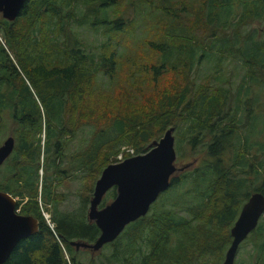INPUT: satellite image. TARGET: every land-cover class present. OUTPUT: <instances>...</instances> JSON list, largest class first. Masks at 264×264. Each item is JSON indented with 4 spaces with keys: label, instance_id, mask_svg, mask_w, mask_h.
<instances>
[{
    "label": "trees",
    "instance_id": "1",
    "mask_svg": "<svg viewBox=\"0 0 264 264\" xmlns=\"http://www.w3.org/2000/svg\"><path fill=\"white\" fill-rule=\"evenodd\" d=\"M231 8H240L237 26L264 18V0H25L15 19L0 16V133L11 122L15 137L0 165V189L19 196L20 213L38 218L37 230L2 264H219L240 204L252 191L264 192V142L254 137L264 116L251 88L264 82V38L248 42L249 33L236 32L243 43L235 45L223 22ZM229 55L245 66L236 85L223 76L226 85L214 91L205 83L194 90L187 84L202 60L215 56L220 74ZM168 72L183 83L153 109L151 99L136 101ZM175 117L207 156L172 175L150 210L108 242V254L100 248L97 261L76 257L69 241L94 240L98 226L87 212L51 214L48 223L39 199L54 209L60 183L74 173L99 175L116 161L121 144L134 147L133 154L146 151ZM83 130L87 136L69 152ZM182 184L183 195L194 198L189 206L188 196L176 194ZM115 194L110 187L99 206ZM245 241L247 264H264V213ZM196 246L216 258L195 259Z\"/></svg>",
    "mask_w": 264,
    "mask_h": 264
},
{
    "label": "water",
    "instance_id": "2",
    "mask_svg": "<svg viewBox=\"0 0 264 264\" xmlns=\"http://www.w3.org/2000/svg\"><path fill=\"white\" fill-rule=\"evenodd\" d=\"M24 2L0 0L2 17L15 19ZM173 130L174 126L167 127L158 139L149 143L146 151L128 155L102 168L94 182L87 210V218L96 223L99 234L92 241L72 239L69 241L72 246L98 251L105 243L114 240L129 222L147 213L151 203L169 186L170 176L176 170ZM13 145L12 135L0 144V163L12 151ZM112 186L116 187L114 198L99 206L103 195ZM263 213L264 192L252 191L230 227L232 240L221 264H234L239 243L256 227ZM37 228L38 218L33 214L20 213L16 198L0 189V264L8 258L20 239L34 233Z\"/></svg>",
    "mask_w": 264,
    "mask_h": 264
},
{
    "label": "rangeland",
    "instance_id": "3",
    "mask_svg": "<svg viewBox=\"0 0 264 264\" xmlns=\"http://www.w3.org/2000/svg\"><path fill=\"white\" fill-rule=\"evenodd\" d=\"M240 8L238 9L239 12ZM238 12H235L233 8L229 10V16L226 21V29L227 33L229 35H233L230 40L235 43V45H239L243 43V38L241 39L238 34L242 33H249L251 36L250 38L246 39L248 42H252L253 40H258V39H263L264 38V18L261 19H256L253 20L251 23L245 24L243 26H237L234 25L236 22V19L238 17ZM1 16V13H0ZM237 35V40H234V36ZM90 37V34H88ZM240 38V39H239ZM0 41L4 42L1 34H0ZM199 68L188 74V79H187V84L192 88V90L196 89L200 84H207L209 91H214L216 87L220 84L226 85L225 82H221V76L225 78H230L232 85H236L241 78H243V74L245 73V66L242 65L241 61L239 59L232 58V56L224 57L223 63L220 66L221 68V73L219 74V71L215 70V56H210L208 59L202 60L199 64ZM183 83V78L180 76H173L172 73L168 72L165 73L164 75H161L159 79L154 83L152 89L148 87L145 92L138 96L136 101L141 100L144 102L142 104H146L150 101V108L153 109L157 106L158 101L161 96L168 94V92L171 90L172 87L176 88L177 86L181 85ZM245 85H243L242 89L244 88ZM252 92L258 94V109L262 111L263 116H264V82L261 84L254 83L251 86ZM257 102V101H255ZM240 114V112H238ZM6 116V115H5ZM7 117V116H6ZM214 118H217L214 116ZM8 121V117L6 119ZM160 122V120H159ZM175 123V124H174ZM186 122H184L180 117H175L170 123L167 125H174V130H173V135H174V146L176 150V164L181 165L183 162L186 161H191L192 159L196 158V162L200 159H203L202 157H206L207 154L206 152L203 151V144L202 142L197 143L196 146H193L189 134H185L184 132V127H185ZM13 127V123L8 122V125L6 128L3 129V131L0 133V143L2 139L11 133V128ZM258 130H262L261 133H258V131L255 132V138L260 137L263 142H264V122L261 123L258 127ZM165 129L159 131L156 133L154 138H159ZM87 131L88 130H83L80 131L78 134H75V136L72 138L71 142L72 145L69 147V152H71L72 148L77 146L81 139L85 136H87ZM43 136V133L41 134ZM263 151H264V144H263ZM134 153V147L126 144H121L119 147V150L115 154L114 158L115 160H118L119 155L122 157L128 156ZM225 155L229 156V152L225 153ZM259 156H262L263 153L261 150L258 152ZM113 158V159H114ZM2 170V166H0V171ZM39 174L41 175L43 170L41 168L38 169ZM98 177V174L92 173V174H87L83 176V173H74L69 179H66L63 181V183H60L56 187L57 192H61V194L58 195L59 200L56 204V207L53 209V205L51 203H45L40 201L39 199V207L41 208V211L44 210L46 211L47 217L44 216L46 221H49L51 224L53 222L51 221V214L52 216H58L60 213L63 212H68L76 217L85 215V212L88 210L89 206V201L88 204L85 206L84 203L82 202V199L84 197V194L88 193L87 195L92 194L90 188L93 191V186L96 178ZM258 184L254 183L253 185ZM185 184H182L179 188V190L176 192L179 193V197H184L188 196L189 199L187 202L189 203L188 206L190 205L191 201L194 199L190 195H183V190H180L181 188H184ZM90 190V191H89ZM91 193V194H90ZM167 192L162 193V196L164 195V198H168ZM160 195V194H159ZM158 195V196H159ZM89 196V197H90ZM16 200L19 198V196H15ZM157 199V198H156ZM159 201V200H158ZM156 201V203L158 202ZM152 204V203H151ZM241 205V204H240ZM151 206V205H150ZM241 207V206H239ZM17 209H19L17 207ZM150 210V207H149ZM148 210V211H149ZM147 211V212H148ZM186 217H189L191 214L188 212V210H183L181 212ZM49 215V216H48ZM87 216V215H86ZM48 218L49 220H47ZM260 219V218H259ZM229 228V227H228ZM121 233V232H120ZM124 236V235H123ZM121 237V241L125 237ZM199 238L203 236L202 232L198 233ZM248 236V235H247ZM179 238V236H178ZM247 238V237H246ZM246 238L242 240L239 244V247L237 249L235 258H234V264H236L237 259L239 260L241 257L244 260V264L248 263L249 260V255L248 252L246 251L248 248V242H246ZM250 242V241H249ZM74 249V248H73ZM112 247L110 244L107 242L104 244L100 250H103L104 254H108L111 251ZM225 250L219 254H217V259L218 263L221 264L223 258H224V253ZM75 251V256L81 259L82 261H88L91 258L93 260L96 259L98 260V255L91 251L88 248H78L74 249ZM215 252L213 251L209 256L205 255V252H201L195 247V252H194V258L203 260L204 258H208V260H214L216 258ZM97 255V256H96ZM112 264V263H111Z\"/></svg>",
    "mask_w": 264,
    "mask_h": 264
},
{
    "label": "flooded vegetation",
    "instance_id": "4",
    "mask_svg": "<svg viewBox=\"0 0 264 264\" xmlns=\"http://www.w3.org/2000/svg\"><path fill=\"white\" fill-rule=\"evenodd\" d=\"M9 135H12L13 137H14V135L12 134V133H9L8 135H6L3 139H2V141H1V143L3 142V140L7 137V136H9ZM0 143V144H1ZM14 144H15V137H14ZM13 148H14V145H13ZM13 150V149H12ZM12 152V151H11ZM11 152L9 153V155L4 159V161L2 162V163H0V165H2L5 161H6V159L10 156V154H11ZM189 162V164H188V166H186V167H184L183 169H181L180 168V166H182L183 164H185V163H188ZM196 162V158H194V159H192L191 161H186V162H183L181 165H177L176 164V157H175V160H174V163H175V165H176V170L172 173V175H174L176 172H179V171H181V170H184L185 168H188V167H191L194 163ZM172 175L170 176V182H171V177H172ZM167 189V188H166ZM3 190V189H2ZM6 191V190H5ZM164 191V190H163ZM248 198V197H247ZM246 201V200H245ZM244 201V202H245ZM243 202V203H244ZM242 203V204H243ZM242 204H241V206H242ZM241 208V207H240ZM239 211H240V209H239ZM239 211H238V214H239ZM238 214L236 215V217H235V219L237 218V216H238ZM235 219H234V221H235ZM234 221H233V223H234ZM233 223H232V225H233ZM231 225V226H232ZM230 226V227H231ZM251 232V231H250ZM247 237V236H246ZM245 237V238H246ZM244 238V239H245ZM243 239V240H244ZM232 240V239H231ZM240 244V243H239ZM239 247V246H238ZM228 248V247H227ZM238 249V248H237ZM94 252V251H93ZM237 252V251H236ZM225 255V254H224ZM236 255V254H235ZM223 261V260H222ZM222 263V262H221Z\"/></svg>",
    "mask_w": 264,
    "mask_h": 264
},
{
    "label": "built area",
    "instance_id": "5",
    "mask_svg": "<svg viewBox=\"0 0 264 264\" xmlns=\"http://www.w3.org/2000/svg\"><path fill=\"white\" fill-rule=\"evenodd\" d=\"M121 158H123L121 155H119V158L118 159H121ZM42 213H43V215L45 216V217H47V213H46V211H44V210H42ZM47 220H49L48 218H46ZM48 223H50L49 221H47ZM65 255L67 256V253L65 252Z\"/></svg>",
    "mask_w": 264,
    "mask_h": 264
},
{
    "label": "bare ground",
    "instance_id": "6",
    "mask_svg": "<svg viewBox=\"0 0 264 264\" xmlns=\"http://www.w3.org/2000/svg\"><path fill=\"white\" fill-rule=\"evenodd\" d=\"M49 216V215H48Z\"/></svg>",
    "mask_w": 264,
    "mask_h": 264
}]
</instances>
